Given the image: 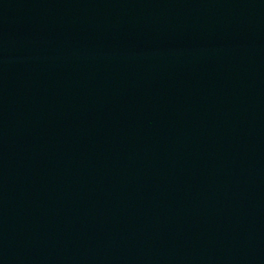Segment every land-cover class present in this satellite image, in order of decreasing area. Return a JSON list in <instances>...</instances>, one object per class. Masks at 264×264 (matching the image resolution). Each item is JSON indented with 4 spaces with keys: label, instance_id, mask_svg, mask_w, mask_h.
Here are the masks:
<instances>
[{
    "label": "water",
    "instance_id": "water-1",
    "mask_svg": "<svg viewBox=\"0 0 264 264\" xmlns=\"http://www.w3.org/2000/svg\"><path fill=\"white\" fill-rule=\"evenodd\" d=\"M0 50L194 264H264V0H0Z\"/></svg>",
    "mask_w": 264,
    "mask_h": 264
}]
</instances>
